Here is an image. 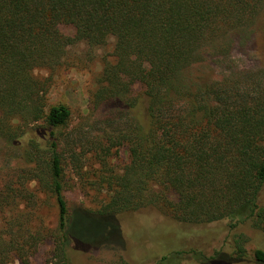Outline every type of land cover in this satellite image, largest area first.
<instances>
[{
  "label": "trees",
  "instance_id": "obj_1",
  "mask_svg": "<svg viewBox=\"0 0 264 264\" xmlns=\"http://www.w3.org/2000/svg\"><path fill=\"white\" fill-rule=\"evenodd\" d=\"M263 7L264 0H0V143L17 154L0 164V264H30L47 241L51 264H71V242L122 246L116 215L145 207L186 224L227 220L231 231L229 252L175 250L152 264H181L184 253L202 264H264V236L248 250L250 237L237 232L247 225L264 235V74L220 79L199 70L245 39ZM110 38L115 59L101 68L85 118L97 134L65 137L71 110L48 101L51 75L35 72L51 73L69 45ZM121 147L127 161L118 170ZM91 160L93 177L84 171ZM70 169L107 193L98 210L69 208ZM50 200L54 225L41 211Z\"/></svg>",
  "mask_w": 264,
  "mask_h": 264
},
{
  "label": "rangeland",
  "instance_id": "obj_2",
  "mask_svg": "<svg viewBox=\"0 0 264 264\" xmlns=\"http://www.w3.org/2000/svg\"><path fill=\"white\" fill-rule=\"evenodd\" d=\"M251 31L235 38V44L227 56L219 60L207 61L200 66L202 74L209 78H222L223 75L232 73H255L264 74V7L257 14ZM61 31L67 35H73L71 26L62 25ZM112 38L98 47H90L83 41L67 46L60 65H57L51 73L46 69H38L35 74L41 76L51 75V84L48 91L50 103L64 102L71 110L69 125L65 129V137L83 138V135L92 137L97 134L93 130L92 117L89 114V98L96 87V81L101 73L105 61L113 62ZM198 70V71H199ZM121 122V121H120ZM122 124V122H121ZM98 127V126H97ZM78 147V146H77ZM13 147H5L0 143V164L8 160V164L17 159ZM127 161V153L121 147L118 156L112 163L120 170ZM92 168H84L89 171V177H93L92 171L97 167L91 160ZM4 164V163H3ZM5 171V170H4ZM66 183L64 195L69 208L85 207V209L96 211L107 200V193L99 191L88 184L83 177L74 173L72 169L66 170ZM81 180H80V178ZM259 205L264 207V185L258 195ZM46 221L54 225L56 221V209L53 200L49 205L42 208ZM116 223L119 224L122 246L119 241L100 242L91 247L78 248L73 242L68 249L71 264H152L163 255L175 250H199L206 257L212 256L217 251H230L229 243L231 231L227 220L214 221L207 224H186L176 221L163 214L155 207H145L135 211H126L116 215ZM96 231L95 236H101ZM237 232H244L250 237L247 249H253L263 234L244 225ZM92 238L91 233L87 232ZM118 239V238H116ZM52 243L47 241L42 244L30 264H51L50 251ZM181 264H202L201 258L191 253H184ZM235 264H249L237 262Z\"/></svg>",
  "mask_w": 264,
  "mask_h": 264
}]
</instances>
